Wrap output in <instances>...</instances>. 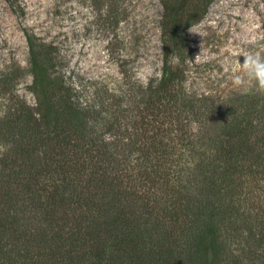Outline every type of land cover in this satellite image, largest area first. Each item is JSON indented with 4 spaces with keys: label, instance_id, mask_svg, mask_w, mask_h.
<instances>
[{
    "label": "trees",
    "instance_id": "obj_1",
    "mask_svg": "<svg viewBox=\"0 0 264 264\" xmlns=\"http://www.w3.org/2000/svg\"><path fill=\"white\" fill-rule=\"evenodd\" d=\"M213 1L161 0V79L100 107L24 29L28 66L0 70V264H264V93L184 86Z\"/></svg>",
    "mask_w": 264,
    "mask_h": 264
},
{
    "label": "rangeland",
    "instance_id": "obj_2",
    "mask_svg": "<svg viewBox=\"0 0 264 264\" xmlns=\"http://www.w3.org/2000/svg\"><path fill=\"white\" fill-rule=\"evenodd\" d=\"M24 1L26 13L19 18L0 0V70L12 61L28 66L27 29L52 45L58 70L92 106H106L122 95L140 99V89L161 79V0H116L113 6L112 0L101 5L93 0ZM186 33L195 53L185 67L187 91L243 96L256 89L241 66L248 53L264 56V0H214ZM237 75L240 86L234 82ZM19 93L31 105L37 101L31 76Z\"/></svg>",
    "mask_w": 264,
    "mask_h": 264
},
{
    "label": "clouds",
    "instance_id": "obj_3",
    "mask_svg": "<svg viewBox=\"0 0 264 264\" xmlns=\"http://www.w3.org/2000/svg\"><path fill=\"white\" fill-rule=\"evenodd\" d=\"M194 34V29H189ZM241 71L248 80L255 81L256 90L264 93V56L248 53L244 56ZM234 82L240 86L243 84L242 78L237 75Z\"/></svg>",
    "mask_w": 264,
    "mask_h": 264
}]
</instances>
